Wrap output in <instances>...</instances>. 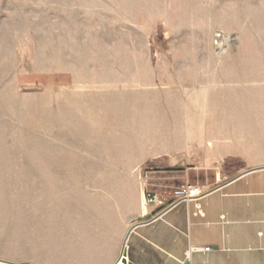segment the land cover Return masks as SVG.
<instances>
[{"label": "crops", "instance_id": "obj_1", "mask_svg": "<svg viewBox=\"0 0 264 264\" xmlns=\"http://www.w3.org/2000/svg\"><path fill=\"white\" fill-rule=\"evenodd\" d=\"M253 56L234 70H147V85L113 72L114 84L63 97L54 126L85 159L54 156L46 229L30 254L8 237L0 264H264V55ZM162 171L210 175L209 189L151 221L142 181Z\"/></svg>", "mask_w": 264, "mask_h": 264}, {"label": "rangeland", "instance_id": "obj_2", "mask_svg": "<svg viewBox=\"0 0 264 264\" xmlns=\"http://www.w3.org/2000/svg\"><path fill=\"white\" fill-rule=\"evenodd\" d=\"M255 52L264 55V0H0V248L17 236L14 247L31 253L54 156L85 159L54 126L63 97L112 85L113 72L147 85V70H234ZM180 176L142 183L161 198L185 184L209 189L210 175Z\"/></svg>", "mask_w": 264, "mask_h": 264}, {"label": "built area", "instance_id": "obj_3", "mask_svg": "<svg viewBox=\"0 0 264 264\" xmlns=\"http://www.w3.org/2000/svg\"><path fill=\"white\" fill-rule=\"evenodd\" d=\"M206 191L207 190L203 188L185 184L179 187L178 189H176L175 191H173L168 198H161L158 194L153 193L147 189L146 192L144 193L145 202L147 203V205H151L156 209V211L152 216V219L150 220L152 221L153 219L158 218L160 215H163V213L166 210H168L171 207V205H175L176 203L182 201H187L193 197L201 196L205 194ZM167 202L169 203V205H166ZM197 251L203 252L204 254L211 251V249L209 247H205L202 249L191 248L187 256H189L192 252H197Z\"/></svg>", "mask_w": 264, "mask_h": 264}, {"label": "water", "instance_id": "obj_4", "mask_svg": "<svg viewBox=\"0 0 264 264\" xmlns=\"http://www.w3.org/2000/svg\"><path fill=\"white\" fill-rule=\"evenodd\" d=\"M122 254H123V257H121V259L119 260V262H124V251L122 252Z\"/></svg>", "mask_w": 264, "mask_h": 264}]
</instances>
